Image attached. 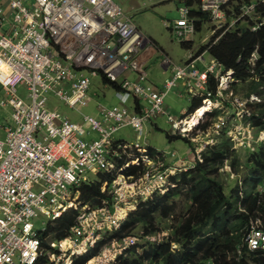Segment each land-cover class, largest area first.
<instances>
[{
    "label": "built area",
    "instance_id": "2783aa9c",
    "mask_svg": "<svg viewBox=\"0 0 264 264\" xmlns=\"http://www.w3.org/2000/svg\"><path fill=\"white\" fill-rule=\"evenodd\" d=\"M239 1L202 0L201 7L208 11L211 20L226 18V29L250 18L251 29L257 30L264 22L257 12L260 2L239 4ZM234 3L240 5L239 10L232 12L229 21L227 9L232 10ZM10 6L13 19L7 29L4 27L7 17L0 7V85L7 93L0 104L13 110V124L6 127V137L0 139V264H35L44 252L41 238L44 230L36 229L33 218L43 215L51 221L69 210H78L83 204L79 199L80 187L85 182H94L91 175L100 172L115 175L112 188L125 179L124 172L131 165L152 164L157 160L156 152L139 149L136 143V150L143 155L119 165L124 158L113 133L125 126L142 133L146 123L167 114L165 95L179 83L201 96L203 102L209 100L208 96L213 95L208 88V74L214 76L223 67L220 65V69V63L211 60L201 69L192 57L176 64L172 57L163 54L162 62L172 68L173 76L161 91L147 82L138 56L153 41L117 0H33L31 6L22 0H11ZM188 6L180 7L181 18L172 23L173 34L182 41H187V35L194 32ZM186 20L190 23L185 27ZM257 58V53H253L252 62ZM127 71L141 72L135 80L119 81ZM97 75L119 85L117 94L122 105H99L100 115H86L82 122L50 108L51 95L71 106L85 104L91 77ZM229 78L222 74L216 99L227 90L223 79ZM20 86L28 91L25 98L18 93ZM132 97L143 101L139 111L124 104ZM252 100L259 99L253 95ZM203 106L184 119L169 115L172 133L188 136L203 117L204 112L197 113ZM217 128L222 127L218 124ZM253 130L254 126L248 124L242 138L234 128L227 135L235 145L243 143L249 147ZM91 133L98 136L89 139ZM151 176L146 173L147 180L151 181ZM163 180L164 176L159 175L149 192ZM136 184H131L133 190ZM109 186L104 183L103 190ZM137 196L133 193L131 198ZM126 199L122 190L112 193V201L105 207H84L70 234L57 240L56 250L47 253L50 259L47 264H72L76 253L94 247L102 230L119 228L123 221L119 218L120 211L125 210L120 203ZM247 243L253 250L264 248V231L253 228Z\"/></svg>",
    "mask_w": 264,
    "mask_h": 264
},
{
    "label": "trees",
    "instance_id": "16d2710c",
    "mask_svg": "<svg viewBox=\"0 0 264 264\" xmlns=\"http://www.w3.org/2000/svg\"><path fill=\"white\" fill-rule=\"evenodd\" d=\"M183 1L191 7L196 3V0ZM258 1L259 20L264 21V3ZM200 2L198 0L197 5H201ZM243 2L251 0H240L239 4ZM239 6H231L233 11H228L230 18L234 10H239ZM190 17L195 21L197 31L211 20L209 14L201 9H191ZM251 24L252 20L248 18L238 21L233 28L223 26L207 45L199 49V53H209L225 70L232 71L229 86L236 92L239 86H243L246 98L264 93V22L255 31L251 29ZM181 44L190 48V41H182ZM255 52L258 58L253 64L251 59ZM103 78L105 83H109L107 77ZM218 83L215 76L208 81L214 98ZM201 105V99L193 98L188 113ZM247 105L252 109L249 117L252 125L264 128V99L260 102L248 101ZM222 136L220 143L208 146L203 152V161H196L193 167L170 177L174 186L164 193H154L146 201H140L119 228L108 231L111 235L97 241L86 253L75 256L72 264H86L102 252L108 239L121 241L128 236H136L138 229L143 232L137 233L142 240L129 245L113 264H249L247 259L250 257L254 264H264V248L251 251L246 240L253 229V222H264V191L261 190L264 187V148L252 151L250 162L253 168L243 181L244 188L236 185L228 193L220 178V168L228 161L231 170L238 173L242 163L237 151L232 148L231 138L226 133ZM167 137L191 143L180 135L167 133ZM143 172L144 167L138 165H132L126 171L127 175H140ZM98 178L81 185L80 200L83 204L101 207L104 200L112 201V194L103 192L102 184L108 182L110 185L114 176L99 173ZM181 203L184 206L178 211ZM78 214V211L71 210L49 223L41 235L42 246L55 251L46 244L45 239L49 236H55L58 240L67 237ZM165 228L170 229L171 233L162 240L148 238L163 232ZM49 261V256L43 253L35 264H47Z\"/></svg>",
    "mask_w": 264,
    "mask_h": 264
},
{
    "label": "rangeland",
    "instance_id": "374dc122",
    "mask_svg": "<svg viewBox=\"0 0 264 264\" xmlns=\"http://www.w3.org/2000/svg\"><path fill=\"white\" fill-rule=\"evenodd\" d=\"M200 1H202V0H200ZM254 1H256V0H254ZM197 2H198V0H196L194 7L188 6L190 8V12H191V9L192 10H200L201 9L204 12H208V11L203 10L201 5H197L198 4ZM185 4L186 3L183 0H169V1H166L165 3H157L156 5H150L148 7V10H143V12H142L143 15L137 14L135 16L136 22L138 24H140L144 30H146V27L149 28L148 34H151L152 36H154L159 41H161L160 40L161 38L166 37L167 41H169L171 45H176V47L178 48V51L181 54H178L175 57H180V58H183L182 54L184 52H186V50L182 47V44H181L182 40H180L177 36L173 35L171 30H172V23L175 22L176 20H178L179 18H181V14H180L179 9H180V7L187 6V4L186 5ZM200 4H201V2H200ZM235 4L238 5L237 3H234V5ZM227 11H233V9L232 10L227 9ZM225 19L221 20V21H219L220 19H214L215 21L209 20L208 22H205L203 24L202 29L200 31L196 30L195 21L192 19V21L194 23V32L191 33V35H189V34L187 35V37L189 38L187 41H190V46L195 42L198 45L197 46L198 48H196L197 52L193 53L191 51L189 53L187 60L190 57H192V59H195L197 61L198 66H199L198 62L202 61L204 63L205 67L210 64L211 60H215L208 53H206L205 55H204V53H199V49L203 45H207L211 41L212 36L221 27H223L225 25V23H226ZM230 19L232 20V17L229 18V21H230ZM227 20H228V18H227ZM255 22H259V21L257 20ZM189 23L190 22L186 20V24L183 26L186 27L187 25H189ZM192 37H195V40H192ZM111 45H113V44H111ZM158 50H162V49H160L158 47ZM164 52L165 51H161L162 54H166ZM167 55L170 56L169 54H167ZM187 60H185V61H187ZM162 61H163V59H162ZM173 61L176 64L185 62V61L176 62L175 60H173ZM162 64L164 65L165 63L162 62ZM253 64H254V62H253ZM220 65L221 64H218V67L221 69ZM205 67H204V69H205ZM141 68H142V66H141ZM202 71H204V70H202ZM127 72H133V71H127ZM172 72H173V70H172ZM124 74H126V72ZM222 74L227 78L230 77L229 79H223L224 82H227V84H225V85H227L226 88L228 87L227 91L223 90L221 92L220 99H216L217 97L214 98L210 95V96H208L209 100L204 101V102L201 100L202 105H204V106L208 105L211 107V109L208 111H204L203 117L198 122L199 124L193 130H190V133L188 134V136L182 135L183 138H188L189 141L191 142L190 144H192L194 146L193 149L191 147L192 152H190V153H192V160H194V155H195L196 161H203L202 155H203V152L207 149V147L210 145H214L216 143H220L223 139L222 135L224 133L228 134V131H230L233 128L235 131L238 132L237 134H238L239 138H242L243 132L247 131V125L248 124L252 125L251 121L249 120V117L252 115V111H251L252 109L250 110V108L247 105V102L248 101L260 102L262 99H264V93L261 96L260 95L258 96L256 94H252L249 98H246L245 97L246 89H244L243 86H239L240 89L237 92L234 89H232L231 85L229 86V82H230L231 77H232V71L231 70H225L223 68V69H221V72H220V70L216 71L214 76L217 78L219 83L221 81ZM138 76H139V74H138ZM145 77H146L147 82H149L148 77L146 75H145ZM210 77H211V74L209 73L207 83H208ZM150 84H152V83H150ZM170 89H171L170 92L167 94V96L165 95V99H164V108H165L167 114H161L158 116L160 119L158 121V125L162 128L161 130L160 129H158V130L154 129L151 132V134H147V135L145 132L143 140H142V138L140 140V134L141 133L136 131L132 126H130V127H132L134 130L130 127L125 126L127 128H123V127L118 128L113 133L112 137L115 141L120 143L119 150L122 153V157L124 158V161H122V163H120V161H119V165L125 164L127 161H132V160H135L136 158H140L143 155V152L136 150V149H138L136 147V145H137L136 143H139L138 144L139 149H147L149 152H150V150H153V152H156V154H154V159L155 160L157 159L156 161L152 162V164L143 163L145 165V167L142 163L140 165H138V166L144 167V172L141 173L140 175H127L126 171H127V169H129L132 166L131 165L124 172L125 179H123L120 182V184H118V185L116 184L115 187L110 188L111 184H112L111 183L109 187H106V189L103 190L104 183H106V182H104L102 184L103 192H108L109 194H112V193L114 194L115 192H121L123 190V192H125L127 194L126 201L120 203V207H122V209H125V210H123V211H125V215H122V212L120 211L121 215L119 216V218L122 219L123 221L127 218L128 214L130 212L136 210L140 201H146L154 193H156V192H163L164 193L169 189V187L174 186L173 182L170 181L171 176L175 175L176 173H178L180 171L187 170V169H189L195 165V164L190 165V163H189L190 159L187 158L185 155H184V158L181 157V152H183L184 149L183 150L178 149L179 145H183L186 149V147L188 146V145H186L187 143L181 139H176V140L170 141V140H168L166 133L168 132L169 134H171L173 136L179 135V134H173L172 133V123L169 120L168 116L171 115L177 119H181V118L184 119V118L190 116L191 114L195 115L196 114L195 110L191 113H188V111H189L190 107L192 106L193 98L199 99V97L201 98V96L197 97L195 92L192 93L189 89H187L181 83H179L177 86L170 88ZM177 89L182 91V93H183L182 97L178 96L177 94H174V91ZM217 90H218V87H217ZM18 93L22 97L25 98L28 94V91L25 87L20 86L18 89ZM115 93H116L115 90L112 87L104 84L101 76L98 75L95 77H91V86H90L88 94L93 98V100L91 102H87L85 104H82V103L78 104L80 109L76 110V109L69 107L65 102H63V100L61 101L58 98H55L54 95H51L49 106L51 109L57 110L59 113H61L63 115L64 114L68 115L70 118H72V120L74 119V121L77 120V122H81V120L83 119V116L85 114L90 115V114L96 113V105L99 103L105 104V105H108L111 107L118 105L120 103V101H119L118 96L115 95ZM253 95L255 97H258L259 100H252ZM241 98H243V99H241ZM237 99H239V101H236ZM166 102L170 104L171 108H173L172 111H170L168 109ZM209 103H211V104H209ZM141 104H143V102ZM204 106L202 107V109L204 108ZM72 107H75V106H72ZM130 110H132V109H130ZM182 111H187V112L182 115ZM243 111L246 113L244 114ZM248 113H250V114H248ZM243 115H244V117H243ZM3 116H4V118H7V119H8V117H10V110L8 107H6V110L3 111ZM158 117L154 118L151 122L155 121ZM151 122H149V123H151ZM222 122H223V124H222ZM149 123H146L145 125H147ZM6 124L12 125L13 120L10 118ZM218 124L221 125L222 128H217ZM119 129L121 131L119 133H116L117 131H119ZM252 133H253V139L250 140L251 146L246 147L245 146L246 144H243V143H239V145H235V143H236L235 141L233 143L232 148L235 151H237V155L240 158L241 163H242V165L239 167L238 173L237 172L234 173L231 170V165H230V162H228V161H226L224 166H222V168H220V173H221L220 178L225 185L226 192H228V193L236 185H240L241 188H244V186H242L243 181L249 175L251 169L253 168V164L250 162L251 153H252V151H255V150L257 151V150H261L264 148V128L254 126V130L252 131ZM115 134L118 137L123 136V138H126V139L127 138L135 139V137L136 136L137 137H136V141L134 143H129V142H126L123 140H117L115 138ZM4 136L6 137L5 133H3V135L1 137L5 138ZM145 141H149V143L152 146L158 148L161 151L151 147L150 145L145 144ZM245 141H247V140H245ZM206 144H208V145H206ZM241 144H243V145H241ZM131 148H135V150H133ZM162 151H165V152H163L161 154ZM157 152H159V153H157ZM157 157H159V158H157ZM199 157H202V160ZM192 160H190V161H192ZM158 168H159V171L156 172V170ZM164 168H165V170H164ZM147 172H150L152 175L150 178L151 181L147 180V177H146ZM100 173H106V172H100ZM159 175L164 176L163 182H159V184L157 185V188L154 189L153 191L149 192L151 189L150 187H154L155 180H157L159 178ZM165 175H167V176H165ZM92 179L94 181L96 180V178H92ZM135 183H137V184L135 185V189L133 190L131 187V184H135ZM261 190L264 191V187H261ZM241 192H242V190H241ZM133 193H134V196L138 195L137 198H131V195ZM79 199H80V195H79ZM127 202H129V203H127ZM109 203H110L109 201L104 200L103 206H101V207H105V206L109 205ZM183 206H184L183 203L179 204L178 211ZM84 207L91 208V209L92 208H101V207H93L90 204H86V205L81 204V205H79V209L76 210L79 212L77 217L85 211L86 208L84 209ZM72 210H75V209H72ZM69 211H71V210H69ZM32 221L34 222L36 229H38L39 231H43V230H45L47 225L49 223H51L53 220L50 221L49 219H47L43 215H39L38 217L33 218ZM76 223H77V220H76ZM263 226H264V222L261 220H257L255 222H253V228L261 229L262 231H264ZM113 230H115V229H113ZM113 230H110L108 228H106L105 230H102L99 233L100 239H103L104 237H106V235H111V233H108V231H113ZM252 230L246 236V240H248V237L252 233ZM70 231H71V229H70ZM137 233H143V232L140 229H138V230H136V236H130V237L128 236L121 241H118L117 239H108V242L106 243L102 252L98 256H95L92 259H90L86 264H113L115 262V260H117L118 256L121 255L129 245L135 244L136 242L142 240L141 238H139ZM170 233H171L170 229L165 228V230L163 232H161L157 235L148 236V238L150 240L160 241L165 236L170 235ZM69 234H70V232L68 233V235ZM45 240H46L45 242L48 246L55 249V247L57 245V240H58L55 238V236H49ZM99 240H97V241H99ZM96 243H95V245H96ZM248 248L250 249L249 246H248ZM260 248H263V247H260ZM250 250L252 251L253 249H250ZM43 251H44L43 253H45V254L51 252V250H48L46 247L43 248ZM46 251H48V252H46ZM87 251L76 253L74 255V257L80 256V255L86 253ZM239 252H241V251H239ZM251 258L252 257L248 258L247 262L249 264H254L252 262ZM64 259H66V257H64Z\"/></svg>",
    "mask_w": 264,
    "mask_h": 264
},
{
    "label": "crops",
    "instance_id": "0c3cea01",
    "mask_svg": "<svg viewBox=\"0 0 264 264\" xmlns=\"http://www.w3.org/2000/svg\"><path fill=\"white\" fill-rule=\"evenodd\" d=\"M26 5L28 6H31L33 4V0H22ZM166 1H169V0H117V2L122 6V8L124 9V11L126 13H128L130 16H133V19L135 20V16L137 14H140V15H143V10H148V7L150 5H156L157 3H165ZM251 1H254V0H251ZM257 1V0H256ZM10 3H11V0H0V7H3L4 9V13L7 17V23L4 24V27H10V23L13 19V10L10 6ZM191 7V6H190ZM136 22V20H135ZM136 24L138 25V28L147 36L149 37L152 41H153V44L151 43H147L140 51H139V58L141 60V65H142V71L143 73L148 77V80L150 83H152V85L158 89V90H161V91H164L166 88H165V84L169 81V79L173 76V72H172V69L170 67H167L165 65L162 64V59H163V54L161 53V51H165L164 53L166 54H169L173 60H175L176 62H183L185 60H187V57L189 56V53L192 51L193 53L197 52V49L198 48L197 44L194 42L190 48H185L183 47L186 52H184L182 54L183 58H180V57H175L177 56L178 54H181L179 51H178V48L176 47V45H171L169 41H167V38L164 37V38H161L159 40H157L154 36H152L151 34H148V31H149V28L146 27V30L143 29V27L138 24L136 22ZM172 31V30H171ZM173 33V32H172ZM174 35V34H173ZM192 40H195V37H192ZM113 44L114 45V42H110V45ZM111 45V46H113ZM157 45V46H156ZM158 47L162 50H158ZM207 52H204V55L206 54ZM209 54V53H208ZM210 55V54H209ZM212 59V58H211ZM199 67L201 69H203L205 66H204V63L202 61H199ZM141 71H138V72H126V74L123 75V77L119 80L121 81L122 79L124 78H129V79H137L138 78V74L140 73ZM98 76V75H97ZM101 76V75H100ZM95 77V76H93ZM102 78V81L104 82V78L103 76H101ZM109 83H105L106 85L112 87L114 90H115V95L118 96L117 92L119 90V85L116 83V82H113L111 81L110 79H108ZM113 85H116V86H113ZM0 101L2 99H4L5 97H7V93H6V90L5 88L0 85ZM171 90V89H170ZM167 91V94L170 92ZM89 93V92H88ZM166 94V96H167ZM174 94H177L178 96L182 97L183 96V93L181 90H175L174 91ZM119 98V96H118ZM167 98V97H166ZM93 100V98L88 94V100L87 102H91ZM119 101L120 103L118 105H122L123 102L120 100L119 98ZM65 102V101H63ZM86 102V103H87ZM143 101L138 98V97H132L130 98V100L126 103H124L125 105L128 106V108L132 109V110H135V111H139L140 109V106L142 105ZM69 107L73 108V109H80L78 104L80 103H77L75 107H72L70 106L67 102H65ZM84 104V103H82ZM99 105L100 106H106V107H111V106H108V105H105V104H97L96 105V113L95 114H90V115H94V116H99L100 115V111H99ZM166 105L168 106V109L170 111L173 110V108H171L170 104L166 102ZM6 107L9 108L10 110V117L7 118H4L3 116V111L6 110ZM56 107V106H55ZM12 107L10 106H3L0 104V139H4L2 138L1 136L3 135V133H5L6 135V127L9 125V124H6L8 122V120L12 118ZM187 111H182V115L185 114ZM172 113V112H171ZM179 113V112H178ZM176 114V113H175ZM66 115V114H64ZM85 115H88V114H85ZM85 115L83 116V119L85 117ZM68 116V115H66ZM69 117V116H68ZM70 118V117H69ZM72 119V118H71ZM83 119L81 120V122L83 121ZM74 120V119H73ZM159 117L145 125L144 127V130L143 132L141 133L140 135V140L142 138V140L144 139V133L146 132V135L147 134H151V132L154 130V129H162L159 125H158V121H159ZM77 121V120H76ZM127 127H130V126H127ZM127 127H123V128H127ZM132 128V127H130ZM133 129V128H132ZM134 130V129H133ZM121 130L119 129V131H117L116 133H119ZM168 133V132H167ZM166 133V134H167ZM98 136V133H91L90 135V138L89 139H93V138H96ZM167 136V135H166ZM5 137V136H4ZM137 137V136H136ZM136 137L135 139H132V138H123V136H117L115 134V138L117 140H123V141H126V142H129V143H134L136 141ZM168 138V137H167ZM168 140L172 141V140H176V139H169ZM182 140V139H181ZM186 142V141H185ZM188 145L185 149V147L183 145H179V150H183V152H181V157L184 158V155L189 158L190 160H192V149L194 148V146L188 142H186ZM145 144L147 145H150L151 147L159 150L158 148L152 146L149 141H145ZM192 147V149H191ZM161 151V150H159ZM162 152H165V151H162ZM167 152V151H166ZM188 154V155H187ZM189 160V163L190 165H194L196 163V157L194 155V160L190 161ZM91 178H96L97 180L99 179L98 178V174L97 175H91Z\"/></svg>",
    "mask_w": 264,
    "mask_h": 264
},
{
    "label": "bare ground",
    "instance_id": "6f19581e",
    "mask_svg": "<svg viewBox=\"0 0 264 264\" xmlns=\"http://www.w3.org/2000/svg\"><path fill=\"white\" fill-rule=\"evenodd\" d=\"M211 107L208 105H205L203 109L199 110L198 113H203L204 111L210 110ZM122 215H125V211H122Z\"/></svg>",
    "mask_w": 264,
    "mask_h": 264
}]
</instances>
